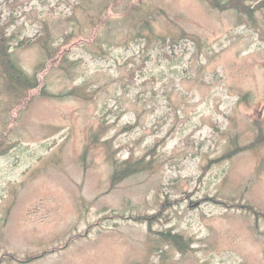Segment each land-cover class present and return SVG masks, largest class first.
<instances>
[{"label":"rangeland","instance_id":"rangeland-1","mask_svg":"<svg viewBox=\"0 0 264 264\" xmlns=\"http://www.w3.org/2000/svg\"><path fill=\"white\" fill-rule=\"evenodd\" d=\"M0 29L30 75L46 36L69 59L22 106L0 86V256L54 250L0 264H264L239 207L264 212V7L0 0ZM112 158L145 168L113 181Z\"/></svg>","mask_w":264,"mask_h":264},{"label":"trees","instance_id":"trees-1","mask_svg":"<svg viewBox=\"0 0 264 264\" xmlns=\"http://www.w3.org/2000/svg\"><path fill=\"white\" fill-rule=\"evenodd\" d=\"M209 4L213 8H217L219 10H227V9H233L240 15H247L248 17H252L253 13L256 10H261L262 7H264V0H207ZM105 6V4H103ZM108 4L106 8H108ZM116 6V5H115ZM128 14L126 17L132 16V20L134 23L140 22L142 26L148 27V20H147V12H140V8L137 7V5H134L130 8L129 11H126ZM138 16H140L138 18ZM137 17V21H136ZM92 18V17H91ZM93 22V21H92ZM134 24V25H136ZM94 27V23H93ZM96 28V27H94ZM139 36V35H137ZM10 40L11 37L6 35V31L0 29V86L3 87V92L13 101L14 105H21V102H28L30 101L34 93L38 90L40 87V81H39V75L41 72L45 71L47 67L50 65L57 64L58 67H64V63L66 60H69L66 57V54L62 52V49L60 47H57L53 45V43L49 42L47 39V36L43 39L39 40V45L42 46L43 53L45 54V61L41 62L37 67L35 68L32 75L28 74L26 70L22 67H20V64L13 58L12 50L10 47ZM100 46V45H99ZM47 63V66H46ZM69 67H72L74 65L73 61L69 62ZM77 88L74 89L71 93L78 94L81 97H84L83 93L77 92ZM45 90V89H44ZM42 90V93L44 92ZM45 96H49L52 93L45 90ZM10 146L4 147L2 150L5 151ZM138 160L137 162H131V160H125V161H117L116 158H112V164H114V175H113V181L119 180L121 178H126V176L132 175L134 173H138L139 170H142V168H145L143 165L139 164ZM203 200H207L205 197ZM212 201V200H211ZM213 201L216 202L215 198H213ZM221 203L225 204L227 207H230V204L228 201H225L224 199L220 201ZM240 208H244L250 213H254V216H262L264 217V212L256 211L250 203H247V205H239ZM161 241H167L171 243L176 249L179 251H184L187 244L184 241L182 235L179 233L171 234L168 231L160 232V239ZM162 242H159V245ZM54 250H49L46 252H40L36 256L30 255L25 258H19L18 256L12 254V253H3L0 256V262L5 260L6 257H9V260H15L19 262H25L27 260H30L34 257H40L41 255H44L46 253H51ZM40 254V255H39Z\"/></svg>","mask_w":264,"mask_h":264}]
</instances>
